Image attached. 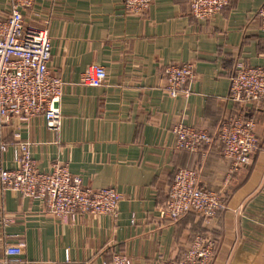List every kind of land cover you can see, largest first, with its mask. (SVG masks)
<instances>
[{
	"label": "crops",
	"instance_id": "1",
	"mask_svg": "<svg viewBox=\"0 0 264 264\" xmlns=\"http://www.w3.org/2000/svg\"><path fill=\"white\" fill-rule=\"evenodd\" d=\"M264 0H232L214 19L196 20L189 0H155L143 15H129L124 0H35L25 23L48 29L52 76L64 83L62 127L42 115L15 118L0 129V167L13 169L15 145L30 143L41 171L66 163L91 189L115 188L117 218L83 215L62 223L41 201L0 185V258L24 244L23 258L41 264H110L115 253L132 264L179 261L200 231L217 242L210 264H264V101L250 107L229 99L236 65L264 68V32L257 11ZM10 15L0 0V20ZM194 63L188 96L163 88L164 68ZM107 71L102 87L82 84L85 70ZM249 112L260 145L237 172L216 141L196 153L176 149L173 128L183 123L213 138L228 119ZM179 169H198L202 186L226 208L206 224L190 213L175 223L163 215Z\"/></svg>",
	"mask_w": 264,
	"mask_h": 264
},
{
	"label": "built area",
	"instance_id": "2",
	"mask_svg": "<svg viewBox=\"0 0 264 264\" xmlns=\"http://www.w3.org/2000/svg\"><path fill=\"white\" fill-rule=\"evenodd\" d=\"M155 0H124L129 15L145 14ZM232 0H189L190 13L196 20H212L226 9ZM10 15L0 20V129L15 118L28 119L42 115L48 129L62 127L61 100L64 83L54 77L48 64L51 58V40L48 29L25 23V13L35 0H9ZM256 17L264 32V5ZM107 71L101 65L88 67L81 82L89 87H102L107 82ZM163 88L169 96H188L196 79L194 63L167 65L162 73ZM229 99L244 108L264 101V68L248 67L238 63L230 77ZM176 149L196 153L213 143L206 131L180 123L173 128ZM218 140L223 157L237 172L250 164L259 148L257 124L249 112L226 120L219 128ZM13 169L0 167L2 189L21 197L42 202L45 211L62 223H69L83 215H110L117 218L121 195L115 188L91 189L84 187L78 176H73L69 165L55 163L50 171H41L32 157L30 143L15 146ZM8 146L0 141V151ZM226 208L222 196L202 186L198 169H179L169 188V206L165 218L177 222L187 213H195L206 224ZM217 242L205 231L195 234L187 252L179 261L163 264H210ZM24 244L8 246L0 264H41L23 258ZM110 264H132L130 259L115 253Z\"/></svg>",
	"mask_w": 264,
	"mask_h": 264
},
{
	"label": "trees",
	"instance_id": "3",
	"mask_svg": "<svg viewBox=\"0 0 264 264\" xmlns=\"http://www.w3.org/2000/svg\"><path fill=\"white\" fill-rule=\"evenodd\" d=\"M213 139H214V141H213V142H215V141H216V142H217V143H219V144H220V146H221V143L219 142L218 138H217V139H216V138H213ZM221 149H222V147H221ZM223 202L226 204V201H225L224 199H223ZM221 212H222V211H221ZM221 212H220V213H221ZM190 213H191V212H190ZM190 213H187L186 215H188V214H190ZM220 213H219V214H220ZM219 214H218V216H219ZM186 215H185V216H186ZM218 216H217V217H218ZM217 217H216V218H217ZM192 237H193V236H192Z\"/></svg>",
	"mask_w": 264,
	"mask_h": 264
}]
</instances>
